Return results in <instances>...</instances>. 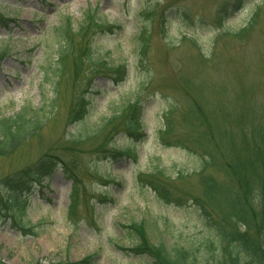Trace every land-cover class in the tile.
I'll list each match as a JSON object with an SVG mask.
<instances>
[{"label": "rangeland", "instance_id": "rangeland-1", "mask_svg": "<svg viewBox=\"0 0 264 264\" xmlns=\"http://www.w3.org/2000/svg\"><path fill=\"white\" fill-rule=\"evenodd\" d=\"M97 6L99 19L118 28L76 40L79 53L90 46L92 57L76 67L68 61L56 117L39 143L29 142L0 161V184L54 153L70 161L69 138L80 131L72 124L74 107L84 93L90 119L81 128L87 140L77 154L83 184L77 211H68L73 186L61 166L43 185L18 194L31 232L15 224L0 201V260L6 264H81L87 258L91 264H154L134 254L133 223L145 222L152 243L169 248L200 239L206 231L195 200L202 197L204 153L193 143L198 133L192 113L219 111L224 103L234 110L248 104L264 109V0H0V54L6 55L0 118L24 106H47L57 80L47 73L57 57L56 29L65 19L77 29ZM121 67L123 79L116 72ZM129 104L141 109L138 132L129 133L118 120L105 138L95 139ZM172 110V139L190 148L170 146L163 138ZM224 162L223 157L214 164ZM92 164L96 174L88 169ZM157 170L177 203L161 201L145 183ZM206 175L225 180L215 169Z\"/></svg>", "mask_w": 264, "mask_h": 264}, {"label": "trees", "instance_id": "trees-1", "mask_svg": "<svg viewBox=\"0 0 264 264\" xmlns=\"http://www.w3.org/2000/svg\"><path fill=\"white\" fill-rule=\"evenodd\" d=\"M254 22L253 19L252 24ZM115 26L102 22L97 11H89L77 29L73 27L70 19H65L60 24L56 29V61H51L50 70L47 72L48 76L52 73L57 75L51 100L44 108L33 109L24 106L13 116L0 118V161L13 158L29 142L39 143L43 131L56 117L60 82L68 74V61L72 59L76 67L75 63L78 64L85 57H92L90 46L85 50L80 47L83 54L79 53L76 40L82 41L88 34L90 38L104 32H112L116 29ZM147 44L148 39H145L141 44L142 53L145 52ZM4 55L0 54V62ZM96 64L98 67L99 63ZM116 72L119 79L126 75L124 67L118 68ZM224 104L225 107L219 111L192 113L193 129L198 133L197 140L193 143L204 153L199 173L202 197L196 199L195 203L202 215L203 230L206 233L200 239L194 238L185 244L169 248L163 243H152L145 222L133 223L129 228L137 236L134 253L138 256H147L154 264H264V116L261 114L264 109L257 106L258 104H248L240 105L234 110L228 103ZM74 108L72 124L80 125V131L69 138L71 147L66 148V152H69L70 161H65L54 153L50 158H40L32 168L22 170L15 180L8 177L0 185V193L3 191L5 194L2 199L0 197V201L13 216L15 224L26 232H31L26 227L28 223H25L27 208L21 198L18 199V194L28 192L34 185L41 186L59 166L73 185L69 212L75 215L77 211L83 186L76 173L79 169L77 154L80 145L87 140L81 128L90 119L89 101L84 93L80 95ZM140 110L138 105L129 104L121 117H112L99 129L95 139L105 138L108 129L114 128L118 120H124L123 126L129 133L138 132ZM175 114L172 110L165 116L167 124L163 138L170 146L190 148L186 142L172 139L175 134L172 124ZM117 131L113 129L112 133L116 134ZM113 138L114 135L108 144H112L110 142ZM223 157L224 163L214 164ZM88 169H92L96 174L94 164ZM210 169L217 170L225 180L220 182L214 176H207L206 172ZM147 178L145 183L161 201L168 204L177 203V200L170 197L171 192L166 185L168 180L164 178L161 170ZM181 179L186 178L180 176L179 180ZM0 214L4 215L1 210ZM91 259L87 258L81 264H91ZM0 264L6 263L0 260ZM34 264L44 263L39 261ZM48 264L72 263L65 261Z\"/></svg>", "mask_w": 264, "mask_h": 264}]
</instances>
